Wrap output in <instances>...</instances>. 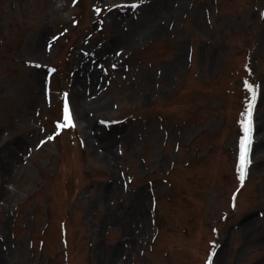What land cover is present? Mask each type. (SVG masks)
Listing matches in <instances>:
<instances>
[{
  "label": "rangeland",
  "instance_id": "rangeland-1",
  "mask_svg": "<svg viewBox=\"0 0 264 264\" xmlns=\"http://www.w3.org/2000/svg\"><path fill=\"white\" fill-rule=\"evenodd\" d=\"M210 257L264 264V0H0V264Z\"/></svg>",
  "mask_w": 264,
  "mask_h": 264
},
{
  "label": "snow or ice",
  "instance_id": "snow-or-ice-1",
  "mask_svg": "<svg viewBox=\"0 0 264 264\" xmlns=\"http://www.w3.org/2000/svg\"><path fill=\"white\" fill-rule=\"evenodd\" d=\"M133 7H136V5H133ZM97 11H99V10H97ZM254 99H255V95L253 94V100ZM251 109H252V104H249L247 107V116L242 121L244 135L242 136V138L240 140L239 169H238L239 170V179H240L241 183H243L244 178H245V169H246V165L248 163L249 146L251 144V124H252ZM63 121L64 122L59 125L60 128L74 127L67 100L64 103ZM210 261H211V257L209 258V264H210Z\"/></svg>",
  "mask_w": 264,
  "mask_h": 264
}]
</instances>
